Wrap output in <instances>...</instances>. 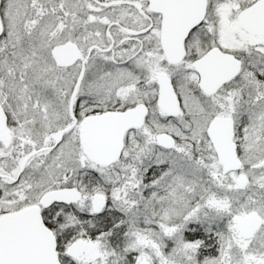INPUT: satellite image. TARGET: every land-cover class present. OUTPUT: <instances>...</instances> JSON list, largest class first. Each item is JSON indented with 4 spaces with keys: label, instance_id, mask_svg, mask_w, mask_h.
<instances>
[{
    "label": "snow or ice",
    "instance_id": "obj_1",
    "mask_svg": "<svg viewBox=\"0 0 264 264\" xmlns=\"http://www.w3.org/2000/svg\"><path fill=\"white\" fill-rule=\"evenodd\" d=\"M0 264H264V0H0Z\"/></svg>",
    "mask_w": 264,
    "mask_h": 264
}]
</instances>
